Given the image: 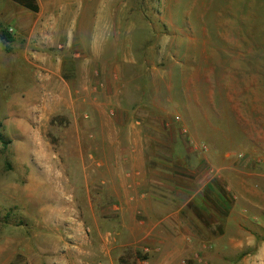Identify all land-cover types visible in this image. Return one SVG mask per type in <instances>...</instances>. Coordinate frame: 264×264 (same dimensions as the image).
<instances>
[{
	"label": "rangeland",
	"instance_id": "rangeland-1",
	"mask_svg": "<svg viewBox=\"0 0 264 264\" xmlns=\"http://www.w3.org/2000/svg\"><path fill=\"white\" fill-rule=\"evenodd\" d=\"M37 2L34 13L0 0V134L8 142L0 144L5 204L0 205V222L14 226L8 232H47L54 210L59 208L62 218L63 207L66 212L77 209L76 218L84 220L92 186L82 187L75 171L79 142L70 136H91L82 143L86 153L95 146L96 133L108 139L117 134L120 146L127 147L121 137L135 129L151 135V150L171 148L173 165H189L193 160L184 156L185 149H208L200 137L212 139L215 148L238 149L243 132L264 133V0H128L151 23L144 52L134 49L150 75L145 99L151 108L124 110L96 108L105 101L98 91H89L93 83L86 95L80 92L78 45L63 44L62 28L56 44L50 42L46 23L54 15L62 26L63 16L51 12L50 0ZM4 34L11 42L2 39ZM94 71V64L86 70L92 81ZM116 97L126 102L124 94ZM136 99L130 95V101ZM121 117L124 123L117 121ZM172 134L175 144L169 141ZM110 158L87 160L95 169ZM145 161L144 170L162 165ZM58 197L67 203L55 204ZM70 197L78 203L71 204ZM135 256L139 263L144 258Z\"/></svg>",
	"mask_w": 264,
	"mask_h": 264
},
{
	"label": "crops",
	"instance_id": "crops-1",
	"mask_svg": "<svg viewBox=\"0 0 264 264\" xmlns=\"http://www.w3.org/2000/svg\"><path fill=\"white\" fill-rule=\"evenodd\" d=\"M49 8L62 14L63 23L53 15L46 23L47 38L56 44L62 28L63 44L78 45L80 92L86 95L93 83L89 91H98L105 101L96 108H151L145 99L150 93L145 77L149 81L150 75L134 54L137 47L144 52L151 39V23L141 7L128 0H50ZM92 64L93 81L86 74ZM131 68L135 71H125ZM119 93L125 103L117 100ZM131 94L137 99L130 101ZM127 131L121 137L127 147L120 146L117 134L108 139L96 133L95 146L86 153L82 143L91 136H70L79 142L75 171L82 187L87 191L92 186L84 220L76 218L71 206L69 212L62 208V218L59 208L54 210L47 232H8L14 226L0 222L1 264H139L136 254L149 264H264L262 131L243 132L238 149L215 148L212 139L195 133L208 149H185L184 156L193 160L189 165H173L171 148H148L151 135ZM169 141L175 144L177 137L172 134ZM106 156L110 160L95 169L87 160ZM145 158L162 165L144 170ZM1 200L0 194V205H5ZM54 203L64 205L67 198ZM70 203L78 202L70 197Z\"/></svg>",
	"mask_w": 264,
	"mask_h": 264
},
{
	"label": "trees",
	"instance_id": "trees-1",
	"mask_svg": "<svg viewBox=\"0 0 264 264\" xmlns=\"http://www.w3.org/2000/svg\"><path fill=\"white\" fill-rule=\"evenodd\" d=\"M12 2L18 4L19 6L23 7L24 9L31 11V12H38V6L36 3V0H11ZM2 39L6 42H11V37L7 36L4 34V36L2 37ZM0 144L3 147H6L8 142L7 140H5V138L3 137V135L0 134ZM263 240H264V236H263Z\"/></svg>",
	"mask_w": 264,
	"mask_h": 264
},
{
	"label": "built area",
	"instance_id": "built-area-1",
	"mask_svg": "<svg viewBox=\"0 0 264 264\" xmlns=\"http://www.w3.org/2000/svg\"><path fill=\"white\" fill-rule=\"evenodd\" d=\"M177 120H178V118H177ZM185 129H183V132L185 133ZM189 144L190 145H192L193 144V142H189ZM207 150V148L205 147V146H201L200 147V152H205ZM146 253V252H145ZM139 264H149V262H148V260L146 259V258H143L141 261H140V263Z\"/></svg>",
	"mask_w": 264,
	"mask_h": 264
}]
</instances>
